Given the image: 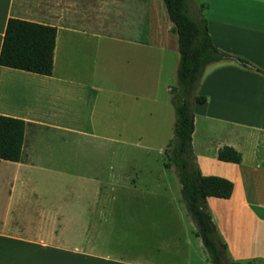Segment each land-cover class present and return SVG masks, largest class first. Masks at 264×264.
<instances>
[{"label": "crops", "instance_id": "crops-1", "mask_svg": "<svg viewBox=\"0 0 264 264\" xmlns=\"http://www.w3.org/2000/svg\"><path fill=\"white\" fill-rule=\"evenodd\" d=\"M195 2L206 5L214 47L264 72V0ZM9 18L53 26L56 37L50 76L0 66V115L26 123L20 162L0 160V264H209L194 226L185 236L160 228L178 232L180 220L113 218L100 189L88 202L53 198L52 156L43 154L49 130L141 140V102L159 96L163 128L171 126L163 145L172 139L179 49L163 1L0 0V48ZM127 92L119 129L101 133L114 98ZM197 93L207 100L194 107L196 163L233 184L228 199L207 198L212 221L232 261L264 264V165L254 152L264 136V76L222 61L205 68ZM223 147L241 162L217 160Z\"/></svg>", "mask_w": 264, "mask_h": 264}, {"label": "trees", "instance_id": "trees-1", "mask_svg": "<svg viewBox=\"0 0 264 264\" xmlns=\"http://www.w3.org/2000/svg\"><path fill=\"white\" fill-rule=\"evenodd\" d=\"M178 37L179 63L176 86L170 89L174 111L173 137L164 150L165 168L176 172L180 196L194 224L193 234L202 242L209 264H254L232 261L226 252L207 206V198L228 199L233 184L221 177L201 174L192 149L194 107L207 98L197 93L205 68L222 61L236 62L249 71L264 72L245 59L223 52L211 42L203 16L206 5L195 0H162ZM56 28L16 18L6 23L0 48V66L42 76L53 68ZM26 123L0 115V160L20 162ZM217 160L240 163L241 154L231 147L218 150Z\"/></svg>", "mask_w": 264, "mask_h": 264}, {"label": "rangeland", "instance_id": "rangeland-1", "mask_svg": "<svg viewBox=\"0 0 264 264\" xmlns=\"http://www.w3.org/2000/svg\"><path fill=\"white\" fill-rule=\"evenodd\" d=\"M156 82L152 77L153 85ZM127 96L128 92L114 98V109L109 116L111 119L113 114L112 124L105 123L101 133L114 135L117 132L119 123L129 110ZM161 99L159 96L157 100H142L141 140L129 137L131 141L125 140V145L98 142L75 132H46L43 136V154L52 156L53 198L67 200L68 203L88 202L95 198L94 192L100 189V202L110 205L113 218L128 217L129 213L142 217L146 213L148 217L165 222L169 219L180 220L182 227L178 232L174 227L160 228H171L173 234L189 235L194 224L181 201L176 172L163 166L167 162L163 142L171 126L167 131L163 128ZM134 103L131 100V107H134ZM254 152L257 161L264 165V136L260 137Z\"/></svg>", "mask_w": 264, "mask_h": 264}]
</instances>
